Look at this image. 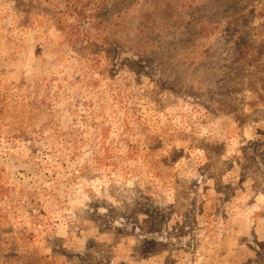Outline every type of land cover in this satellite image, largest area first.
<instances>
[{
    "label": "rangeland",
    "instance_id": "obj_1",
    "mask_svg": "<svg viewBox=\"0 0 264 264\" xmlns=\"http://www.w3.org/2000/svg\"><path fill=\"white\" fill-rule=\"evenodd\" d=\"M163 2L112 1L71 36L0 0V264H264V72H183L190 1ZM241 11L264 47V0Z\"/></svg>",
    "mask_w": 264,
    "mask_h": 264
},
{
    "label": "trees",
    "instance_id": "obj_2",
    "mask_svg": "<svg viewBox=\"0 0 264 264\" xmlns=\"http://www.w3.org/2000/svg\"><path fill=\"white\" fill-rule=\"evenodd\" d=\"M112 1L116 2V0H17V5H15L27 14L31 10L51 11L57 23L72 36L82 27L85 19L94 21L92 28L102 25L107 19L105 11ZM186 1H190L189 6L193 5L191 0ZM163 3V0H154L157 13H162L160 18L167 16L164 12L174 10L168 8V11H164ZM189 6V21L180 32L172 37L176 44L183 46L187 51L180 61V68L183 72H196L203 65L224 71L227 76L233 75L234 77L238 76L240 70L246 66L255 65L258 71L264 72V59L258 63L255 58L256 55H260L256 50L263 49V45L256 48L257 45L243 38L241 34L248 17V13L241 11V0H211L193 5V9ZM144 17L149 19L152 15L145 14ZM69 19L70 22H68ZM86 34L91 46L107 53L112 51L111 42L101 37L99 31L92 34L88 30ZM209 38H214L229 46L233 50L232 58L229 56L219 58L217 62L208 58L210 47L206 45L205 40ZM258 83L259 86L252 84L251 90L257 101L264 104V78H259Z\"/></svg>",
    "mask_w": 264,
    "mask_h": 264
}]
</instances>
